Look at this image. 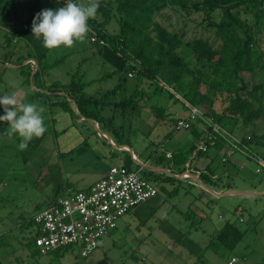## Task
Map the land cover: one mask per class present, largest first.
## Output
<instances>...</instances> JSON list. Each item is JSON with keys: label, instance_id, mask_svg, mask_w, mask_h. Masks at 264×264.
<instances>
[{"label": "rangeland", "instance_id": "1", "mask_svg": "<svg viewBox=\"0 0 264 264\" xmlns=\"http://www.w3.org/2000/svg\"><path fill=\"white\" fill-rule=\"evenodd\" d=\"M80 3L87 4L88 0H79ZM99 3L95 19L88 21L90 29L99 25L107 34H118L122 20L118 10L121 0H99ZM193 3L185 10L168 6L155 17V21L169 32L182 36L183 45L178 54L186 62L187 72L176 81L171 77L153 81L137 78V71L133 70L130 72L133 77L128 74L125 91L116 100H128L143 92L145 97L139 109L124 112L120 107L91 106L87 110L92 116L87 118L78 111L75 94L55 98L58 102L70 99L72 113L60 106H51L50 101L46 104L42 96L52 90L54 83L63 89L71 87L73 81L86 83L85 93L98 99L116 87L120 75L109 76L115 69L103 60L89 34L71 48L61 46L50 50L43 65L57 64L36 74L37 66L30 73L31 48L18 37L10 46L4 44L6 30L0 26V94L16 92L22 102L44 106L47 118H43L48 131L39 147L28 146L27 150L20 151V138L17 135L9 137L6 134L9 124L0 121V264H229L233 256L239 258L236 264H264V220L259 224V219L250 215L251 211L256 216L263 212L260 206L264 199L257 203L241 201L243 207L249 204L252 210L246 207L248 211L237 214L238 197L220 199L211 210L212 221L205 224L209 231L191 229L182 212L193 204V195L182 189L178 197H167L160 191V179L149 172L144 176L158 188L159 198L137 208V214L121 218L117 230L105 237L89 257L82 258L77 250L60 252V255H34L28 244L33 224H26L47 208L57 193L64 196L82 190L112 166L124 165L125 160L131 159L136 166L128 147L153 166L156 155L162 157L169 150L188 149L194 145L197 139L192 131L175 128L177 120L188 118L190 113L184 106L194 105L191 100L201 112L208 113L212 107L216 113H225V131L264 159V3L241 0L237 9L256 35L251 58L253 70L238 75L227 62L199 60L191 48L193 41L203 39L214 49L223 50L222 40L208 26V16L218 23L223 11H198ZM41 6L43 10L60 8L57 0H41ZM238 34L242 37L241 32ZM150 35L153 38L150 52L157 57L159 42L153 28ZM166 79L171 83H166ZM158 86L164 92L158 90ZM238 98L250 104L254 111L261 109L263 116L247 123L241 114L226 113ZM154 107L165 109L164 119L155 115ZM4 114V107L0 105V115ZM72 120L74 127L70 123ZM65 129H69L66 135ZM111 140L126 149H116ZM237 156L232 158L233 163ZM254 176L256 183L264 185V173ZM162 197L167 198L166 204L161 203ZM241 218L244 223L240 222ZM254 220L258 222L256 226H253ZM227 221H235L245 231L240 247L235 251L234 247L216 243L207 249L218 232L210 229ZM211 234L214 235L209 236Z\"/></svg>", "mask_w": 264, "mask_h": 264}, {"label": "trees", "instance_id": "2", "mask_svg": "<svg viewBox=\"0 0 264 264\" xmlns=\"http://www.w3.org/2000/svg\"><path fill=\"white\" fill-rule=\"evenodd\" d=\"M108 2L110 0H101ZM198 11L206 13L216 10L223 11V17L220 22H215L208 16V26L214 29L216 34L223 42V50H217L203 39L193 41L191 48L198 56L199 60L213 61L218 59L220 62H227L235 70L238 75L253 70L251 58L253 55V47L256 41V35L252 27L242 20L237 9L241 4V0H121L118 10L121 12V30L118 34H107L102 28L93 26L99 36L107 41V46L95 45L99 49V53L103 60L114 67L115 71L110 73L120 75L118 85L98 99L94 96H89L85 93L86 84H77L75 81L71 87L60 88L57 83H54L52 90L49 93L63 92L64 96L68 97L75 94L77 96L76 105L78 111L86 118L92 115L87 110L91 106H99L101 109L114 106L120 107L122 111L139 109V104L145 97V94L136 93L128 100L117 102L118 96L124 91V84L128 79V74L131 71H137V78L146 77L153 81H158L160 78L171 77L174 81L183 76L187 72L186 62L179 56L178 50L183 45V38L177 33L169 32L165 27L155 21L156 15L168 8V6L178 7L182 10L187 9L191 4ZM261 4L264 0H260ZM42 11L41 0H0V26L6 30L5 44L10 46L18 37L23 40L27 46L31 48L30 60H34L36 65L29 63L30 73L34 67L38 66L36 74L44 68L53 67L52 65H43V61L47 59L49 49L43 46L42 39L38 40L32 35V22L37 13ZM153 28L157 33L159 42V55L154 57L150 52V46L153 43V38L150 35V29ZM242 33V37L238 33ZM29 73V74H30ZM161 81V80H160ZM166 83H171L170 79H166ZM63 90V91H62ZM158 90L164 92L162 87L158 86ZM141 95V97H140ZM172 96V95H171ZM139 97V98H138ZM70 99H65L60 102L50 103L51 106H60L66 112H71ZM196 106V102L191 100ZM48 104V101H46ZM187 110L188 107L184 106ZM154 113L157 117L165 118V109L154 107ZM72 113V112H71ZM206 117L213 120L223 127V122L226 119L225 113L219 114L211 107L208 113L202 112ZM226 113L232 115L241 114L244 116L245 122L249 123L255 119H260L263 116V111L259 109L254 111L251 105L240 98L235 99L232 104L226 109ZM102 119V118H101ZM199 126H202V131H199ZM205 124L200 121L199 124H193L191 131L196 138H201L206 133ZM224 128V127H223ZM65 132V131H64ZM48 131L41 138H34L29 147H39L45 140ZM224 141L218 140L216 147L221 148ZM196 150L195 146L188 149H181L174 153L172 163L178 167L180 172H183L184 165L188 161L189 156ZM133 161L125 164L128 168H132ZM168 180H173L167 177ZM177 189L168 193L169 197H174L177 194ZM31 226V222L28 223ZM243 238V234L238 231L233 224L227 225L222 231L212 239L210 245L220 243L226 246L234 247ZM28 244L33 247V240L28 239ZM37 255V252H35ZM61 253L57 252V255Z\"/></svg>", "mask_w": 264, "mask_h": 264}, {"label": "built area", "instance_id": "3", "mask_svg": "<svg viewBox=\"0 0 264 264\" xmlns=\"http://www.w3.org/2000/svg\"><path fill=\"white\" fill-rule=\"evenodd\" d=\"M57 1L61 7L67 3V0ZM74 2L78 3L79 0ZM89 38L94 45L104 47L108 44L93 28L89 32ZM129 75L133 77L132 73ZM186 106L190 114L188 118L177 120L175 128L191 130L193 124L200 121L207 127V132L204 133L200 144L193 152L194 155L207 153L218 140H222L232 149L250 155L264 168L262 158L256 156L243 143L235 141L213 118L206 117L192 105ZM166 156L173 158L170 153ZM134 159L137 163L131 169L125 165L114 166L89 189L59 196L51 206L36 214L31 221L33 224L31 239L34 249L40 256L69 250H77L82 258L93 254L100 247L103 239L117 229L121 218L158 195V188L144 176L145 172H149L151 176L160 180L166 177L189 180L193 177L189 163L182 173L171 168L162 171L158 167L154 168V165L151 166L149 162ZM237 262V258H232L229 264Z\"/></svg>", "mask_w": 264, "mask_h": 264}, {"label": "crops", "instance_id": "4", "mask_svg": "<svg viewBox=\"0 0 264 264\" xmlns=\"http://www.w3.org/2000/svg\"><path fill=\"white\" fill-rule=\"evenodd\" d=\"M42 10H43V8H42ZM47 59H48V56H47ZM47 59H45L43 61V64L46 62ZM29 63L36 65V62L34 60H30ZM50 65H52V64H50ZM44 66H46V65H44ZM37 68H38V66H37ZM86 86H87V84H86ZM52 95L55 97H52ZM56 96L66 97V96H64L63 92L49 93V91L45 92L42 97L43 98L45 97L44 98L45 102L50 101V103L52 104V103L57 102L55 100V98H57ZM37 97L38 96H36V98ZM47 109H49V108H47ZM45 114L46 113L44 112L42 115L44 118H47V117H45ZM50 117H52V115H50ZM183 119H185V118H183ZM53 120H54V118H53ZM70 123H72V125L74 127L75 121L73 122V120H72ZM202 128H203L202 126H199V131H202ZM68 130L69 129H65L64 130L65 132L63 131L64 135H66ZM103 136H105V135L103 134ZM201 138L200 139L196 138L197 139L196 143L192 146L197 147L200 144ZM111 143L116 149H119V150H125L126 149V147H124V146H121V145H120L121 147L118 146L113 140H111ZM60 144H63L62 140L60 141ZM128 149L130 151H132L134 158H136L142 162L146 161V160H142L143 159V158H141L142 156H140V158H139V155L134 153L132 148L128 147ZM181 149L169 150L166 152V154L170 153L173 156L174 153L179 152V150H181ZM212 151L214 152V154H212ZM237 152H240L243 157L241 156V154H239ZM166 154H165V156H162V157L161 156L158 157V155H156V157L153 158L152 165H154V168L158 167L162 171H166L167 169L171 168L174 171L180 172L178 170V167L174 166V164L172 163V159L167 158ZM234 154H236L238 156L236 157L237 160L233 163L232 158L236 156ZM221 155H223V156H221ZM145 159L148 160L149 158H145ZM127 162H128V160L127 161L125 160V164ZM188 163L190 164V169L192 171L193 177L189 180H185V179L178 178V177H176V178L171 177L173 180H168L166 177V178L160 180L162 183L160 191H162L165 195H167V197H169L168 193H171L177 189V191H178L177 194L174 197H169L172 199L178 197L182 189L185 190L186 194L190 193L193 195V198H194V201L192 202L193 204L189 207V209L187 211L182 212V215L186 217V218L185 217L184 218L190 222V228L191 229L195 228L196 230H200V231L201 230L202 231H209L208 229L205 228L206 227L205 224L212 221V218H211V212L212 211L211 210L214 209V206L220 201V199L232 198V197L237 198L238 197L240 200L236 202V205H238V207L235 209V214L240 213V212L242 213L245 210L248 211V209L252 210L249 204L248 205L246 204V207L248 209L246 207H243L244 205L242 204L241 201L249 202L247 200H250L253 203H257V202L262 201L264 199V185L261 182L256 183L257 179L254 176V175H260V174L264 173V168L262 166H260L256 160L252 159L250 155H247L246 153H243L239 150H234L229 145H227L226 143H224V145L221 146V148L216 147V145L214 147H211L207 153H199L198 155H194L192 153L189 156L188 161L184 165L183 172L185 171L186 165ZM231 163H233V165ZM248 163H250V165ZM221 165L224 167L220 168ZM251 165H253L255 167H253ZM117 166H121V165H117ZM112 167H114V166H112ZM108 172L109 171L105 172L102 175V177L93 181L88 187H86L82 190L89 189L94 183L101 180ZM159 196H160V192H158V195L154 199H152L148 203H146L144 206L149 205L153 200L158 199ZM57 197H59V193L56 194V196L53 198V200L51 201L49 206L52 205V203L54 202V200ZM166 202H167V198L162 197L161 203L166 204ZM161 203H159V204H161ZM195 203H196V205L193 208V205ZM260 207H262L263 212L260 213L258 216L254 215L252 213V211L250 213V215L253 216L256 220L259 219V221H258L259 224H261L262 221L264 220V204L262 202H261ZM138 209L131 212L128 215L137 214ZM240 216H242V214ZM240 222L244 223V220L241 218ZM258 222H256L254 220L253 226H256ZM229 224H233L234 227L243 234V238L238 242V244L234 248L236 251L243 242V239L245 237V231L240 229V227H238L236 225L235 221L234 222L227 221L226 223L224 222L219 226L215 225V227H213V225H214L213 224L211 226V228L212 227L213 228L210 229V231H218V232L222 231ZM26 226H28V223L26 224ZM218 232L215 235L211 234L209 236L214 235L212 237V238H214L218 234ZM113 233H111V234H113ZM29 239H31V238H29ZM211 241H212V239L210 240V243H209L207 249H210L213 246V245H210ZM33 250H34L33 254L36 255L35 252H37V251L34 248H33ZM51 254H53V253H51ZM51 254H49V255H51ZM54 254H57V253H54ZM37 255H39L38 252H37ZM46 256H48V255H46ZM232 258H237L239 261V258L237 256H233L229 259V263H230Z\"/></svg>", "mask_w": 264, "mask_h": 264}, {"label": "clouds", "instance_id": "5", "mask_svg": "<svg viewBox=\"0 0 264 264\" xmlns=\"http://www.w3.org/2000/svg\"><path fill=\"white\" fill-rule=\"evenodd\" d=\"M99 7V0H88L87 4L67 0L65 6L56 10H42L33 19L32 35L42 39L46 49L71 48L87 38L91 31L88 21L95 19ZM0 105L5 113L0 115V121L9 124L6 130L9 137L17 135L20 138V151L27 150L34 138H41L47 131L42 115L46 109L37 102L24 103L12 92L0 95Z\"/></svg>", "mask_w": 264, "mask_h": 264}]
</instances>
